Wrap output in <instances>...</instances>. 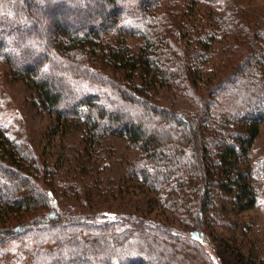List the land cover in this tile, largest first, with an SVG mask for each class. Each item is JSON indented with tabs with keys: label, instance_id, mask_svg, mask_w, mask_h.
I'll return each mask as SVG.
<instances>
[{
	"label": "trees",
	"instance_id": "trees-1",
	"mask_svg": "<svg viewBox=\"0 0 264 264\" xmlns=\"http://www.w3.org/2000/svg\"><path fill=\"white\" fill-rule=\"evenodd\" d=\"M195 1L0 0V59L13 76L60 127L76 120L87 138L116 136L141 151L132 171L149 188L168 187L165 206L183 211L190 227L181 235L152 231L138 216L129 224L111 213L68 214L55 193L56 169L40 165L0 127V239L54 242L31 246L28 264H219L203 253L199 225L207 216L217 221L206 212H219L222 199L240 211L257 200L256 170L243 162L264 122V39L227 0H218L229 8L215 30L179 20ZM227 35L236 40L225 44L230 56L242 57L227 75L205 79L207 40ZM243 37L249 47L241 52ZM160 91L200 94L196 109L163 104ZM39 177L55 189L43 188ZM184 239L201 253L184 252Z\"/></svg>",
	"mask_w": 264,
	"mask_h": 264
},
{
	"label": "rangeland",
	"instance_id": "rangeland-1",
	"mask_svg": "<svg viewBox=\"0 0 264 264\" xmlns=\"http://www.w3.org/2000/svg\"><path fill=\"white\" fill-rule=\"evenodd\" d=\"M227 1L239 6L246 26L252 30L260 28L263 40L264 0ZM227 8L229 6L226 1L196 0L192 9L179 20L195 24L196 27L201 23L204 27L215 30L217 16ZM233 37L227 35L218 42L207 40L210 44L209 56L200 65L205 79L208 76L205 73L211 72L210 78L215 82L238 64L243 53L230 56L227 48ZM128 42H133L132 49L137 50L136 38L130 37ZM236 43L241 52L249 47L244 37ZM196 90L199 93V89ZM163 93L164 91L159 92L162 99H158L161 103L184 111L193 110L194 98L200 95L195 92L192 97L184 91L172 96ZM69 126L70 129L67 126L64 129L57 125L55 118L40 104L34 90L23 80L15 78L7 64L0 59V127L15 144L29 146L40 165L56 169L55 193L58 194L59 205L64 206L68 214H87L93 218L102 213H111L116 215L119 222L129 224L138 216L146 219V227H151L152 231L163 228L172 234L190 233L184 212H176L165 206V193L170 191L169 188H149L143 184L140 174L132 171L134 162L144 158L141 151L116 136L100 137L99 140L87 138L83 125L76 120L69 123ZM262 161L264 122L260 124L259 134L249 149L247 160L243 162L252 163L256 170L252 181L257 200L253 207L240 211L222 199L219 212H206L212 218L216 217L217 221L209 224L205 220L208 219L207 216L204 225H199V229L205 230V240L200 241L199 245L206 257L210 256L212 263L264 264V170L258 169ZM37 181L43 188H50L52 191L55 189L53 185L47 186L42 177ZM215 201L219 203L220 199L215 197ZM26 240L28 239L15 237L3 243L0 239V264H28L32 259L31 246L39 249L52 248L54 245L50 237L38 239L34 245L32 242L23 245ZM184 243L180 246L181 249L185 247L184 252L199 254L196 243L190 239H184Z\"/></svg>",
	"mask_w": 264,
	"mask_h": 264
}]
</instances>
